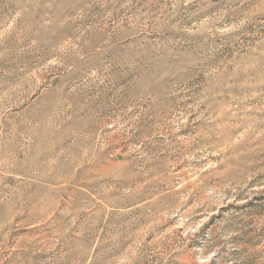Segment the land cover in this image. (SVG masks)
<instances>
[{
    "label": "rangeland",
    "instance_id": "1",
    "mask_svg": "<svg viewBox=\"0 0 264 264\" xmlns=\"http://www.w3.org/2000/svg\"><path fill=\"white\" fill-rule=\"evenodd\" d=\"M0 264H264V0H0Z\"/></svg>",
    "mask_w": 264,
    "mask_h": 264
}]
</instances>
